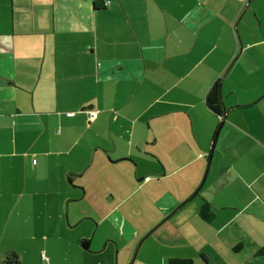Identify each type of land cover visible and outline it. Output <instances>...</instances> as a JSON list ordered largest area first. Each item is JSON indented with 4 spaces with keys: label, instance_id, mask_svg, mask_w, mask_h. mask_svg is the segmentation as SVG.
Instances as JSON below:
<instances>
[{
    "label": "crops",
    "instance_id": "0c3cea01",
    "mask_svg": "<svg viewBox=\"0 0 264 264\" xmlns=\"http://www.w3.org/2000/svg\"><path fill=\"white\" fill-rule=\"evenodd\" d=\"M103 1L0 0V264H264V0Z\"/></svg>",
    "mask_w": 264,
    "mask_h": 264
},
{
    "label": "trees",
    "instance_id": "16d2710c",
    "mask_svg": "<svg viewBox=\"0 0 264 264\" xmlns=\"http://www.w3.org/2000/svg\"><path fill=\"white\" fill-rule=\"evenodd\" d=\"M103 1V0H102ZM104 2V1H103ZM104 7V6H103ZM207 103L209 108L215 112L217 115H223L224 113V104L222 99V92L220 88V83H217L207 97ZM200 217L206 223H212L215 219V213L210 204H205L201 211ZM260 255H264V249L259 253ZM4 264H21L20 258L17 254L13 253ZM169 264H194L192 260L186 259H171Z\"/></svg>",
    "mask_w": 264,
    "mask_h": 264
},
{
    "label": "rangeland",
    "instance_id": "374dc122",
    "mask_svg": "<svg viewBox=\"0 0 264 264\" xmlns=\"http://www.w3.org/2000/svg\"><path fill=\"white\" fill-rule=\"evenodd\" d=\"M162 222H160L159 224H157L153 228V230L156 229L157 226L160 225ZM140 246H142L141 243L138 244V246L135 248L134 253H133V256H132V258H131V260L129 262L130 254L133 252L134 247L133 246H129L127 243H122V245H120V250L117 251V253H120L121 264H127V263L132 264V262H133V260H134V258L136 256V254L138 256L140 255V252H141V249H142ZM42 255H45L46 258L48 259V256L46 254H42ZM42 260H43V258H42ZM136 262H137V259H136V261H135L134 264H136ZM137 264H139V263H137Z\"/></svg>",
    "mask_w": 264,
    "mask_h": 264
},
{
    "label": "built area",
    "instance_id": "2783aa9c",
    "mask_svg": "<svg viewBox=\"0 0 264 264\" xmlns=\"http://www.w3.org/2000/svg\"><path fill=\"white\" fill-rule=\"evenodd\" d=\"M110 5H111L110 1H104L103 2V6L104 7H109ZM90 117H91V120L97 118V112H90ZM42 258H43L44 261L48 262V259L46 258L45 255H42Z\"/></svg>",
    "mask_w": 264,
    "mask_h": 264
},
{
    "label": "water",
    "instance_id": "95a60500",
    "mask_svg": "<svg viewBox=\"0 0 264 264\" xmlns=\"http://www.w3.org/2000/svg\"><path fill=\"white\" fill-rule=\"evenodd\" d=\"M226 121H227V120H226V117H224L223 123H225ZM160 225H162V224H160ZM160 225H159V226H157L156 230H157V229L160 227ZM156 230H154V231H156ZM136 258H137V255L135 256V258H134V260H133L132 264H134V262H135Z\"/></svg>",
    "mask_w": 264,
    "mask_h": 264
}]
</instances>
